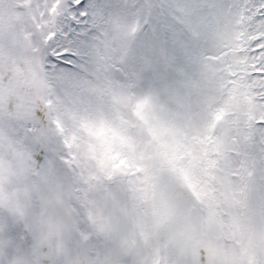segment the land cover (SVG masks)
Wrapping results in <instances>:
<instances>
[{
	"label": "snow or ice",
	"instance_id": "snow-or-ice-1",
	"mask_svg": "<svg viewBox=\"0 0 264 264\" xmlns=\"http://www.w3.org/2000/svg\"><path fill=\"white\" fill-rule=\"evenodd\" d=\"M0 264H264V0H0Z\"/></svg>",
	"mask_w": 264,
	"mask_h": 264
}]
</instances>
